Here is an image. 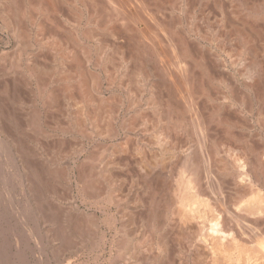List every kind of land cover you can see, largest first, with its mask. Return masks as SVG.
I'll return each mask as SVG.
<instances>
[{
    "label": "bare ground",
    "instance_id": "bare-ground-1",
    "mask_svg": "<svg viewBox=\"0 0 264 264\" xmlns=\"http://www.w3.org/2000/svg\"><path fill=\"white\" fill-rule=\"evenodd\" d=\"M0 22V264L17 221L35 264H264V0H0Z\"/></svg>",
    "mask_w": 264,
    "mask_h": 264
},
{
    "label": "rangeland",
    "instance_id": "rangeland-1",
    "mask_svg": "<svg viewBox=\"0 0 264 264\" xmlns=\"http://www.w3.org/2000/svg\"><path fill=\"white\" fill-rule=\"evenodd\" d=\"M3 28V27H2ZM1 28V22H0V36H4L5 35V33H4V29H2ZM3 30V31H2ZM2 36V37H3ZM1 44H0V48H4V47H6V45L5 44H3V42H0ZM2 82V81H1ZM5 84L3 83V86H4ZM1 87V86H0ZM0 90H1V88H0ZM1 94V93H0ZM1 96H3V98L1 97ZM5 96V97H4ZM5 98V99H4ZM8 97L6 96V95H3V92H2V94L0 95V102L1 103H3V107L4 106H10L11 108L13 107L14 108V106H12V104L11 103H9L8 101ZM3 101H5V102H3ZM24 102H25V104H26V101L25 100H23ZM16 111V110H15ZM17 114H16V116H14V119H15V117H16V122L18 123V121L20 120V119H22L21 118V114L19 113V110H17ZM19 114H20V116H19ZM41 120H44V119H42L41 118ZM60 120H62V119H60ZM21 122V120L19 121V123ZM18 123V124H19ZM22 123V122H21ZM52 128V126H48V129H51ZM31 132L32 130H28L27 132ZM27 132H25V134L27 133ZM28 133V134H26V136L28 137L27 138V142H28V144H29V146L30 147H34L35 145H37L36 147H35V149H36V151H38V149H39V151L38 152H42L41 154H45V155H48V154H51L50 152H51V149L52 148H50L51 147V140H45L43 137H41V136H34V137H32L31 135L33 134L32 132L31 133ZM31 134V135H30ZM73 137H71L70 135H64V136H62V143H61V145H63L62 147H61V149L63 150V151H61V149H60V151L62 152L61 154L63 155V152H65V153H69V155H70V153H71V148L72 147H75L74 145H75V141L73 140V138L75 139V135H72ZM67 137V138H66ZM36 138V139H35ZM72 138V139H71ZM30 141H29V140ZM34 139V140H33ZM71 139V140H70ZM69 140V141H68ZM73 140V141H72ZM34 141V142H33ZM40 141V142H39ZM43 141V142H42ZM47 141V142H46ZM71 141V142H70ZM65 142V143H64ZM69 142V143H68ZM37 143V144H36ZM47 143H48V145H47ZM65 144H67V145H65ZM74 144V145H73ZM50 149H48V148H46V146ZM65 145V146H64ZM42 146H44V147H42ZM41 149H40V148ZM65 148L67 149V150H65ZM70 148V149H69ZM45 149H46V151H45ZM43 150V151H42ZM50 152H49V151ZM65 150V151H64ZM45 152V153H44ZM47 152V153H46ZM49 152V153H48ZM56 152H57V147H56ZM37 155V158H35L34 156L30 159L31 160V163H33V164H35V165H41L42 163V160H44V161H46V162H44L45 164H43V165H45V167L47 168V167H49L47 164H49V161L47 160V158H45V155H43V156H41V155H39L38 153H36ZM59 155V156H57L58 158H59V162H58V164H63L64 162H65V160H63V158L62 157H60V156H62V155ZM56 155H58L57 153H56ZM65 155V154H64ZM63 155V156H64ZM41 157H43V158H41ZM48 157H49V155H48ZM41 158V159H40ZM39 159V160H38ZM37 160V161H36ZM41 160V161H40ZM36 161V162H35ZM40 163H39V162ZM47 161H48V163H47ZM62 161V162H61ZM47 163V164H46ZM54 166H56L57 164H53ZM14 166V165H13ZM13 169V168H12ZM14 180V183H13V188H12V199H13V203L14 204H16V205H14V207L15 208H18V209H21V205H22V202L24 201V195H25V193H23L21 190H22V188L20 189V187L22 186V184H19V182H18V180H19V177L17 176L15 179H13ZM18 182V183H17ZM65 183V182H64ZM62 184L63 185V187L61 186V185H57V186H52V184L51 183H47V185H46V188H51V189H54L56 192H58L59 193V195L60 194H62V195H64V196H66V194L68 193L69 194V192H68V185H67V183H65V184ZM50 184V185H49ZM65 185V186H64ZM67 185V186H66ZM50 186V187H49ZM71 186V187H70ZM70 186H69V188H71V191H72V195H74V193H75V186L74 185H72V183H70ZM58 187V188H57ZM61 187V188H60ZM65 187V188H64ZM67 188V189H66ZM20 189V190H19ZM66 190V191H65ZM63 192V193H62ZM66 193V194H65ZM67 194V195H68ZM55 195V194H54ZM73 200H74V204H75V195H74V197H73ZM21 205H20V204ZM17 204H19V206L17 205ZM17 206V207H16ZM17 211V210H16ZM14 213H16L15 211H14ZM18 222V221H17ZM17 222H14V227L16 228V230H14V232H13V234H12V246H14L13 247V261H12V264H22V263H27V264H30V260H32V262H31V264H35V260H36V257H35V253L32 251V248L34 249V244H32L34 241H33V239H32V237H26V234L23 232V229H21L22 227L20 226V223H18L17 224ZM31 222V225H33V222L32 221H30L29 220V222L28 223H30ZM19 225V226H18ZM17 226V227H16ZM19 227V228H18ZM33 227V229L35 230V225L34 226H32ZM14 228V229H15ZM20 231H21V233H20ZM71 231V230H70ZM23 233H24V235H23ZM37 233V232H36ZM73 233V234H72ZM75 232H71V234H72V239H71V242L73 243V241H74V244H75V234H74ZM16 235V236H15ZM24 236V237H23ZM17 237V238H16ZM24 238H26V239H24ZM73 238H74V240H73ZM29 239V240H28ZM22 240H25V249H24V253L26 252V254H25V259L24 260H22V261H20V258H18V256H16V255H19L20 253H19V249L18 250H16L18 247V245H20L21 243H22ZM31 240V241H30ZM15 241V242H14ZM14 242V243H13ZM19 242V243H18ZM27 242V243H26ZM17 243V244H16ZM14 244V245H13ZM22 245V244H21ZM30 245V246H29ZM14 249H15V251H14ZM27 249H29L28 251H27ZM30 251L33 253L32 254V256L30 255L31 253H30ZM18 252V253H17ZM16 254V255H15ZM37 255H39L38 253H37ZM31 257V258H30ZM28 258H30V259H28ZM57 258H55V259H52V263L51 264H56V263H58V261L56 260ZM80 259H82V261L80 260ZM88 260V258H86V257H82V256H79V259H78V257L76 258L75 257V263L76 262H78L77 264H89V262L87 261ZM77 260V261H76ZM25 261V262H24ZM81 261V262H80ZM21 262V263H20ZM54 262H56V263H54Z\"/></svg>",
    "mask_w": 264,
    "mask_h": 264
}]
</instances>
